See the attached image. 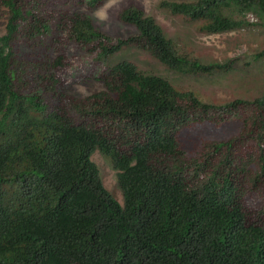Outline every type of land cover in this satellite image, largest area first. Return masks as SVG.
<instances>
[{
    "label": "trees",
    "instance_id": "1",
    "mask_svg": "<svg viewBox=\"0 0 264 264\" xmlns=\"http://www.w3.org/2000/svg\"><path fill=\"white\" fill-rule=\"evenodd\" d=\"M104 1L0 0V264H264V94L204 103L113 59L133 47L181 75L223 68L175 49L133 5L117 17L131 35L103 31L90 13ZM160 5L206 35L248 13L264 23V0ZM71 79L102 89L78 97ZM231 123L218 139L198 129Z\"/></svg>",
    "mask_w": 264,
    "mask_h": 264
},
{
    "label": "rangeland",
    "instance_id": "2",
    "mask_svg": "<svg viewBox=\"0 0 264 264\" xmlns=\"http://www.w3.org/2000/svg\"><path fill=\"white\" fill-rule=\"evenodd\" d=\"M77 1L79 0H70V3L74 4ZM162 1L191 0H105L100 7L92 10L90 15L103 31L111 35L129 36L133 28L122 24L117 17L127 6H136L145 15L154 19L162 29L164 37L172 41L175 49L189 54L203 65L217 64L223 68L212 70L208 74L181 75L171 72L150 55L133 47L124 48L113 59L130 62L143 73L158 75L168 80L177 91H190L204 103L221 106L237 99L251 101L264 94V23L259 25L257 17L248 13L243 15L245 26L229 32L206 35L200 31V23L189 22L185 18L171 14L161 7ZM225 12L233 17H239L234 9ZM3 33L4 20H0V35ZM113 59L109 64L116 62ZM68 84L78 97L102 89L101 84L94 81L76 84L71 79ZM198 129L200 132L205 130L204 132L208 133L207 138L211 135L214 138H222L237 133L239 125L231 123L219 130L207 124L203 129L202 127ZM192 131L189 133L191 137ZM183 141L186 142V139ZM91 161L99 168L104 188L119 204H123L115 172L109 161L99 154L98 150L91 156Z\"/></svg>",
    "mask_w": 264,
    "mask_h": 264
},
{
    "label": "clouds",
    "instance_id": "3",
    "mask_svg": "<svg viewBox=\"0 0 264 264\" xmlns=\"http://www.w3.org/2000/svg\"><path fill=\"white\" fill-rule=\"evenodd\" d=\"M99 154H100V152H99ZM93 155V154H92ZM97 166V165H96ZM98 167V166H97Z\"/></svg>",
    "mask_w": 264,
    "mask_h": 264
}]
</instances>
